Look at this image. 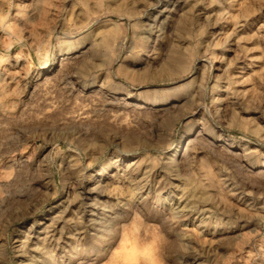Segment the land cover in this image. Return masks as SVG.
Listing matches in <instances>:
<instances>
[{
  "label": "rangeland",
  "instance_id": "rangeland-1",
  "mask_svg": "<svg viewBox=\"0 0 264 264\" xmlns=\"http://www.w3.org/2000/svg\"><path fill=\"white\" fill-rule=\"evenodd\" d=\"M131 261L264 264V0H0V264Z\"/></svg>",
  "mask_w": 264,
  "mask_h": 264
},
{
  "label": "clouds",
  "instance_id": "clouds-1",
  "mask_svg": "<svg viewBox=\"0 0 264 264\" xmlns=\"http://www.w3.org/2000/svg\"><path fill=\"white\" fill-rule=\"evenodd\" d=\"M124 243L129 245V246H132L135 244V241H129L126 237L124 240ZM130 264H135V261H131ZM142 264H156V262L155 261H148V262H142Z\"/></svg>",
  "mask_w": 264,
  "mask_h": 264
}]
</instances>
